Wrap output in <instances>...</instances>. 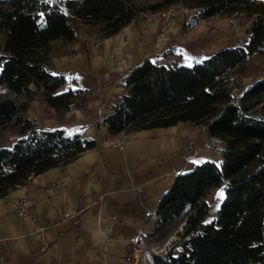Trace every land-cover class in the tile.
<instances>
[{
	"label": "trees",
	"instance_id": "trees-1",
	"mask_svg": "<svg viewBox=\"0 0 264 264\" xmlns=\"http://www.w3.org/2000/svg\"><path fill=\"white\" fill-rule=\"evenodd\" d=\"M179 2L191 9L186 26L214 15H253L247 44L217 50L190 66L144 59L127 73V92L100 125L113 136L187 121L205 126L221 143L220 166L204 161L176 175L158 201L155 230L183 218V231L179 248L152 254L153 264H264V77L238 95L229 82L248 56L264 54V0H155L146 8ZM142 9L136 0H0V85L8 92L0 100V127L17 128L12 145L0 146V195L97 145L79 133L41 127L26 115L35 98L59 114L85 102L81 89L59 90L64 74L50 64L52 42L76 39L78 23L99 24L102 35L114 34ZM220 186L224 197L215 219L203 222V198Z\"/></svg>",
	"mask_w": 264,
	"mask_h": 264
},
{
	"label": "crops",
	"instance_id": "crops-1",
	"mask_svg": "<svg viewBox=\"0 0 264 264\" xmlns=\"http://www.w3.org/2000/svg\"><path fill=\"white\" fill-rule=\"evenodd\" d=\"M151 2L138 1L143 9L114 34L102 35L99 24L78 23L76 39L52 42L50 64L64 74L59 90L81 89L85 102L59 114L35 98L26 115L41 127L79 133L97 145L0 195V264H125L130 243L155 231L156 219L150 213L175 176L204 161L220 166L221 151L208 147L216 138L205 126L180 121L108 136L100 125L127 92V73L144 59L190 66L249 40L250 25L232 27L227 21L230 15H214L192 26H186L187 17L176 18L168 27V40H161L158 18L144 19ZM77 41L79 45L71 49L69 45ZM260 55H250L244 63ZM256 79L242 80V88L232 94L238 95ZM2 89L5 96L0 100L8 97ZM123 136L121 149L103 142ZM21 195L35 201L33 220L14 212L13 201ZM223 197V186L206 193L203 222L215 219Z\"/></svg>",
	"mask_w": 264,
	"mask_h": 264
},
{
	"label": "rangeland",
	"instance_id": "rangeland-1",
	"mask_svg": "<svg viewBox=\"0 0 264 264\" xmlns=\"http://www.w3.org/2000/svg\"><path fill=\"white\" fill-rule=\"evenodd\" d=\"M138 1L145 2L149 0H136V2ZM150 1L153 2L155 0H150ZM172 5L184 6L181 3H176ZM190 12L191 10L189 9L182 16L174 17L173 19L169 21L167 28H166V33H165V35L167 36V40L169 38L168 27L173 22V20L176 18L186 17L187 15H189ZM152 13L155 14V11L145 12L144 19L146 21H151L154 18H158V16H153L151 18L150 15H152ZM230 16L238 17L236 15H230ZM206 20L207 18L200 19L198 21L204 22ZM159 24H160V21H159ZM242 26H245V25H242ZM158 29H159V25H158ZM77 45H79L78 41L70 44L69 46L71 49H73V48H76ZM229 76L231 78L229 82L232 85L233 93H237L240 90V88H242L243 86V84L241 83L242 80L249 83L253 79L260 78L262 76L264 77V54L260 56H255L252 60H250L246 64L244 63L241 67H239L237 70L232 72ZM4 96H5L4 90L2 89V86L0 85V99L3 98ZM16 137H17L16 127H13L12 125H8L2 128L0 127V146L10 147L13 141L16 139ZM210 143L211 141L208 143V147ZM182 231H183V218L173 221V222H168L164 224L163 226H161L159 230H155L152 233H149L143 236L142 240L144 241L145 247L147 250V256L144 258L143 264H153L152 257H151L152 254H162L163 255L169 249L177 250L179 248L178 242L181 241L182 239V236L180 235Z\"/></svg>",
	"mask_w": 264,
	"mask_h": 264
},
{
	"label": "built area",
	"instance_id": "built-area-1",
	"mask_svg": "<svg viewBox=\"0 0 264 264\" xmlns=\"http://www.w3.org/2000/svg\"><path fill=\"white\" fill-rule=\"evenodd\" d=\"M189 10V8L185 6H179V5H169L165 8H162L160 10L155 11V14L152 13L151 18L153 16H158L160 24H159V33H160V39L161 40H167L166 28L171 19L174 17L182 16L184 13H186ZM191 10V9H190ZM238 17L230 16L227 18L228 23L231 26H237V25H245L248 26L251 23L252 16H246L242 13L233 14ZM149 18V19H151ZM205 19V18H199ZM91 93H94V90L91 91ZM124 136L119 138H107L104 139L103 142L110 144L118 149H121L123 146ZM210 148L214 149L215 151L219 152L221 151V143L218 139L211 140V143L209 145ZM193 152H196L194 149ZM56 187L59 186V184L55 185ZM14 205V212L16 215L21 217H28L33 220L31 216V209L35 205V201L26 195L18 196L13 201ZM150 216L152 219H157L158 214L156 211H152L150 213ZM147 256V250L145 247V243L142 239H137L135 241H132L130 243L129 249L125 254L124 257V263L125 264H143L144 258Z\"/></svg>",
	"mask_w": 264,
	"mask_h": 264
},
{
	"label": "snow or ice",
	"instance_id": "snow-or-ice-1",
	"mask_svg": "<svg viewBox=\"0 0 264 264\" xmlns=\"http://www.w3.org/2000/svg\"><path fill=\"white\" fill-rule=\"evenodd\" d=\"M220 195H221V197L223 196V192L222 191H221Z\"/></svg>",
	"mask_w": 264,
	"mask_h": 264
}]
</instances>
